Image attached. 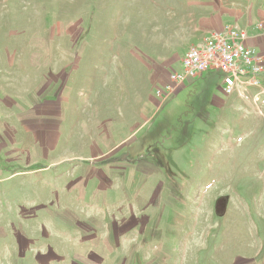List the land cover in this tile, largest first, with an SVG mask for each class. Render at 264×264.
Returning a JSON list of instances; mask_svg holds the SVG:
<instances>
[{
  "label": "rangeland",
  "instance_id": "1",
  "mask_svg": "<svg viewBox=\"0 0 264 264\" xmlns=\"http://www.w3.org/2000/svg\"><path fill=\"white\" fill-rule=\"evenodd\" d=\"M223 13L264 40V0H0V264H264V79L164 92Z\"/></svg>",
  "mask_w": 264,
  "mask_h": 264
},
{
  "label": "built area",
  "instance_id": "2",
  "mask_svg": "<svg viewBox=\"0 0 264 264\" xmlns=\"http://www.w3.org/2000/svg\"><path fill=\"white\" fill-rule=\"evenodd\" d=\"M247 41L245 32L230 25L211 33L205 43L187 51L181 70L170 75L164 92L169 94L209 72L223 74L222 92L227 97L260 89L264 79V55L248 46Z\"/></svg>",
  "mask_w": 264,
  "mask_h": 264
},
{
  "label": "crops",
  "instance_id": "3",
  "mask_svg": "<svg viewBox=\"0 0 264 264\" xmlns=\"http://www.w3.org/2000/svg\"><path fill=\"white\" fill-rule=\"evenodd\" d=\"M237 13H235V14H231V12H230V15L228 16L230 19L231 18H235ZM222 16H225V14L223 13V14H220V15H218V19H217V21L212 25V26H210V29L211 30H213V32H219V31H222L223 29H224V27L225 26H228V25H230V26H233V27H235L234 25H232V24H230L229 22H223V18L224 17H222ZM235 28H237V27H235ZM238 29V28H237ZM256 30H257V28H256ZM247 44H248V46H250V47H252V48H254V49H256L260 54H262V55H264V40L262 39V38H260L259 37V39H256V38H252V39H250L249 40V38H248V41H247ZM200 46V45H199ZM260 50V51H259ZM187 53V52H186ZM170 77V76H169ZM168 81H169V79H168ZM168 83V82H167Z\"/></svg>",
  "mask_w": 264,
  "mask_h": 264
}]
</instances>
